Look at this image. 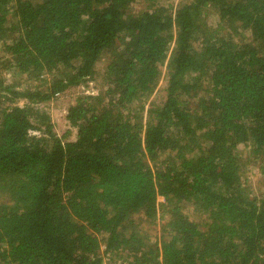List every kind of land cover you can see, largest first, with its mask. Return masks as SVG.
<instances>
[{"label": "trees", "instance_id": "1", "mask_svg": "<svg viewBox=\"0 0 264 264\" xmlns=\"http://www.w3.org/2000/svg\"><path fill=\"white\" fill-rule=\"evenodd\" d=\"M135 1L0 0V264H264V0ZM106 54L64 140L42 104Z\"/></svg>", "mask_w": 264, "mask_h": 264}, {"label": "rangeland", "instance_id": "2", "mask_svg": "<svg viewBox=\"0 0 264 264\" xmlns=\"http://www.w3.org/2000/svg\"><path fill=\"white\" fill-rule=\"evenodd\" d=\"M188 0H175L174 5H178L179 3H184ZM147 7V3L145 0H136L132 5V10L137 13L144 10ZM207 23L210 26H217L218 17L213 12H209L207 15ZM241 35L238 37V40H247L249 34ZM109 61V55H104L97 63L96 69L99 73V76L89 83L86 86H79L76 88H71L67 90L65 93H62L52 99L51 101L47 102L46 104H42V107L47 110L51 116V120L54 124V131L59 136L62 137L64 140H75L77 131L74 128H71L66 120V114L68 111L69 106L75 104L77 98L81 95L85 94H97L100 89H105V84L103 79L101 78L107 64ZM14 72L7 73V78L11 82L12 76L15 75ZM24 78V77H22ZM22 88L27 87L26 84H22ZM31 86V85H30ZM166 87H167V75L166 73H162L158 90L156 93L152 95L149 102H162L165 98L166 94ZM19 105H23V100L17 101ZM144 118L143 122H146L147 112L143 113ZM238 151L240 155L246 159H250L249 156V148L247 145H240L238 147ZM243 181L245 185L248 186L252 190V194L258 197H261L264 194V182L263 177L261 175L259 167L254 164V161L248 163L247 169H245V173L243 174ZM196 220H201V217L197 214H193ZM134 220L139 223L138 232L140 236L149 235L151 241L155 240V238L161 235V222L158 220L156 223H150L143 219L142 215L136 214L134 215ZM103 248V246H102Z\"/></svg>", "mask_w": 264, "mask_h": 264}, {"label": "built area", "instance_id": "3", "mask_svg": "<svg viewBox=\"0 0 264 264\" xmlns=\"http://www.w3.org/2000/svg\"><path fill=\"white\" fill-rule=\"evenodd\" d=\"M106 256L107 257H105V259H104V264H129V262H128L129 260H124V259H115V260H112L110 254H108Z\"/></svg>", "mask_w": 264, "mask_h": 264}]
</instances>
